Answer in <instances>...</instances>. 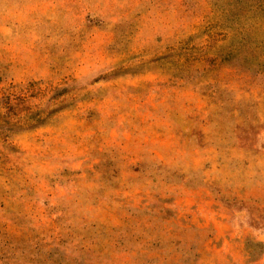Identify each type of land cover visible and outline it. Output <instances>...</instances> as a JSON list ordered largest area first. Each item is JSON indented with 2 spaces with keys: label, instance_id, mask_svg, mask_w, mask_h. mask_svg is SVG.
I'll return each instance as SVG.
<instances>
[{
  "label": "rangeland",
  "instance_id": "374dc122",
  "mask_svg": "<svg viewBox=\"0 0 264 264\" xmlns=\"http://www.w3.org/2000/svg\"><path fill=\"white\" fill-rule=\"evenodd\" d=\"M0 264H264V0H0Z\"/></svg>",
  "mask_w": 264,
  "mask_h": 264
}]
</instances>
